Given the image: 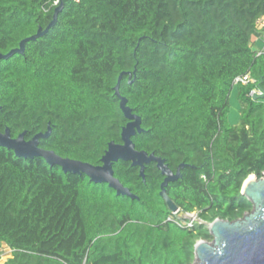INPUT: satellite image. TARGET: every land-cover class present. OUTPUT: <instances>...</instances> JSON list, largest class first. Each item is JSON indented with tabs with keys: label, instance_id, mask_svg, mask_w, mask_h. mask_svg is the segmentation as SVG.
Listing matches in <instances>:
<instances>
[{
	"label": "trees",
	"instance_id": "16d2710c",
	"mask_svg": "<svg viewBox=\"0 0 264 264\" xmlns=\"http://www.w3.org/2000/svg\"><path fill=\"white\" fill-rule=\"evenodd\" d=\"M62 1L46 34L0 62V132L29 140L50 124L40 147L99 165L128 122L114 91L124 72L136 148L186 165L167 186L178 208L208 223L250 212L242 187L264 175V97L250 96L264 92V0H0V54L46 29ZM113 167L137 199L0 145V246L13 249L3 264H193L208 226L168 221L156 163L145 182L131 162Z\"/></svg>",
	"mask_w": 264,
	"mask_h": 264
},
{
	"label": "water",
	"instance_id": "95a60500",
	"mask_svg": "<svg viewBox=\"0 0 264 264\" xmlns=\"http://www.w3.org/2000/svg\"><path fill=\"white\" fill-rule=\"evenodd\" d=\"M62 9L63 1L56 7L53 19L46 29L39 28L35 35L23 39L18 48L7 54H0V62L16 53H23L27 42L46 34L57 23ZM124 74V72L120 74L114 91L120 99V108L128 122L122 128V142L110 141L108 143L101 158V164L93 165L81 160L65 158L53 150L40 147V140L49 138L52 133L50 124L45 132H39L29 140L26 139V131L14 138L10 129L6 128L4 132H0V145L13 150L18 157L26 159L41 157L50 166H60L65 173L85 174L91 181L107 183L117 191L118 195H126L133 199L138 197L115 176L114 164L119 160L131 162L132 166L140 168V177L145 182L146 166L154 162L164 176L160 185V196L166 201L171 212L177 211L178 206L167 194V186L170 182H175L182 177L181 170L186 165L180 164L176 171H173L164 158L157 156L154 152L148 153L136 148L132 137L142 132L143 129L140 116L133 113L128 106L127 98L120 93ZM133 74H136V70L133 73L129 72V83L132 82ZM263 97L264 92L262 95L254 96L253 99L258 100ZM242 194L252 202L253 209L234 221L216 218L210 222L208 228L213 239L211 241L198 240L195 244V255L199 260L197 264H264V175L260 178L256 175L249 176L242 187Z\"/></svg>",
	"mask_w": 264,
	"mask_h": 264
},
{
	"label": "built area",
	"instance_id": "2783aa9c",
	"mask_svg": "<svg viewBox=\"0 0 264 264\" xmlns=\"http://www.w3.org/2000/svg\"><path fill=\"white\" fill-rule=\"evenodd\" d=\"M249 76H243L236 79V82L247 83L249 81ZM263 92L260 89L252 90L250 96L254 97L256 95H261ZM168 221H176L180 226H187L193 228L197 224H205L209 226L210 223L204 221L200 216V211L195 210L192 212H183L180 208L177 211L172 212V216L168 218ZM13 253V249L8 245L0 246V264L5 263Z\"/></svg>",
	"mask_w": 264,
	"mask_h": 264
},
{
	"label": "rangeland",
	"instance_id": "374dc122",
	"mask_svg": "<svg viewBox=\"0 0 264 264\" xmlns=\"http://www.w3.org/2000/svg\"><path fill=\"white\" fill-rule=\"evenodd\" d=\"M262 46V43H258V47ZM230 104H231V110L229 114V120L231 124L235 126H239L240 124V110H241V105L239 101L237 100L236 97V89H234L230 95ZM199 260L196 258L193 264H197Z\"/></svg>",
	"mask_w": 264,
	"mask_h": 264
},
{
	"label": "crops",
	"instance_id": "0c3cea01",
	"mask_svg": "<svg viewBox=\"0 0 264 264\" xmlns=\"http://www.w3.org/2000/svg\"><path fill=\"white\" fill-rule=\"evenodd\" d=\"M262 27H264V18L262 19V25H261ZM259 42H261L262 43V46L260 47H257V48H259V49H264V37L263 38H261V39H259L258 41H257V46H258V43Z\"/></svg>",
	"mask_w": 264,
	"mask_h": 264
},
{
	"label": "clouds",
	"instance_id": "9594fccd",
	"mask_svg": "<svg viewBox=\"0 0 264 264\" xmlns=\"http://www.w3.org/2000/svg\"><path fill=\"white\" fill-rule=\"evenodd\" d=\"M262 19H263V18H262ZM262 19H261V21H260V22H261V25H262ZM262 94H263V93H262ZM262 94H261V95H262Z\"/></svg>",
	"mask_w": 264,
	"mask_h": 264
}]
</instances>
